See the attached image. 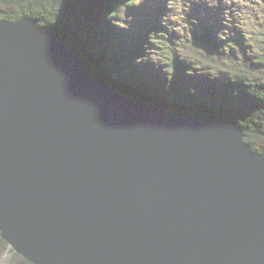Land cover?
Here are the masks:
<instances>
[{
	"label": "water",
	"instance_id": "obj_1",
	"mask_svg": "<svg viewBox=\"0 0 264 264\" xmlns=\"http://www.w3.org/2000/svg\"><path fill=\"white\" fill-rule=\"evenodd\" d=\"M118 92L0 18V232L32 264H264V154Z\"/></svg>",
	"mask_w": 264,
	"mask_h": 264
},
{
	"label": "trees",
	"instance_id": "obj_2",
	"mask_svg": "<svg viewBox=\"0 0 264 264\" xmlns=\"http://www.w3.org/2000/svg\"><path fill=\"white\" fill-rule=\"evenodd\" d=\"M134 2L135 0H0V18H34L41 27L52 31L86 60L89 71L104 78L118 92L131 98L132 94L127 91L134 89V93L141 98H149L157 107L170 110L177 116L211 124L239 126L245 133L246 142L252 145L254 151L264 154V37L250 34L251 41L256 42L254 45L263 47L261 54L257 56L261 61H253L254 67L259 63L258 72L263 73V76H247L249 74L241 72L244 69L222 80L208 77L205 83H198L191 78H181L184 72L193 69V64L174 54L169 56L167 67L168 73L172 74L166 76L164 70L158 65L154 66V57L148 59L150 64L136 62L138 66L154 69L151 73L154 82L148 83L143 77L148 75L151 79L149 72H144L143 76V72L136 70L134 62L140 57L143 59L142 56L147 58L150 55L145 50L150 44L148 37L156 31H162L163 36L162 25L165 24L157 20L152 27L141 25L136 36L138 45L132 49L124 46L120 35L113 34L111 30L112 22L117 20L115 17L119 12ZM192 7L197 10V15L189 18L188 32L182 37L185 43L217 49L231 46L236 51L245 49L248 31H242L237 21L231 22L238 18L236 15L218 14L222 24L219 21H203L199 17L206 8L196 7L194 2ZM8 9H16L17 12H9ZM102 12L105 14L104 23L99 21ZM198 18L199 22L195 24ZM184 23L187 24L185 21ZM261 24H264V19ZM22 262L32 264L26 258Z\"/></svg>",
	"mask_w": 264,
	"mask_h": 264
},
{
	"label": "rangeland",
	"instance_id": "obj_3",
	"mask_svg": "<svg viewBox=\"0 0 264 264\" xmlns=\"http://www.w3.org/2000/svg\"><path fill=\"white\" fill-rule=\"evenodd\" d=\"M197 1L201 5H204L203 7L208 5L226 8L234 6L232 10L226 13L227 15H235L234 12H236V14L237 12H241L240 16L236 19H232V21L241 20V22L238 23L239 28L242 29V31H248L249 38L245 41L246 45L243 43L245 49L243 51H236L231 46L217 49L216 47H208L205 45L193 46L192 44L185 43L182 37L183 34H187L189 25L186 26L184 23V14L190 9L188 5L190 0H135L130 7H124L115 17L117 20L112 22L113 26L111 30L113 34L117 33L120 35V38L124 42V46L132 49L138 45L136 36L138 35L141 25L147 28L152 27L153 22L157 20L165 24L162 25L164 37L161 35L162 31H156L148 37L150 44L145 50H147V53L150 55L147 58L142 56L143 59H140V57L134 62L136 70L143 72V76H145L144 72H149L151 76L154 69L138 66L137 63L143 64V62H147L150 64L148 59L154 57V60H156L154 66L158 65L161 70H164L165 76L169 73L172 74V72L168 73L167 71L170 62L169 56L177 54L186 62L193 64V69L184 72L181 78H191L198 83H205L208 77L213 79L221 78L220 80H222L244 69L245 70L241 72L249 74L247 76H263V73L258 72L259 63L258 66L254 67L255 62H253L255 60L261 61L260 58L257 59V56L261 54L260 51L263 47L255 46L254 44H256V42L251 41L250 34L253 33L254 36L260 38L264 37V24H261V21L252 17L255 13L264 16V0ZM8 11L17 12L16 9H8ZM191 13L192 12H189V15ZM194 14L195 13H193V15ZM104 17L105 14L102 12L99 17L101 23H104ZM157 17L159 19H157ZM171 36H174V38H171ZM117 38L120 39L119 36H117ZM247 43H252V45ZM143 80L148 83L154 82L152 76L151 79H149L148 75L143 77ZM1 235L0 232V264H26L22 262L24 257L14 251L12 246L2 238Z\"/></svg>",
	"mask_w": 264,
	"mask_h": 264
}]
</instances>
